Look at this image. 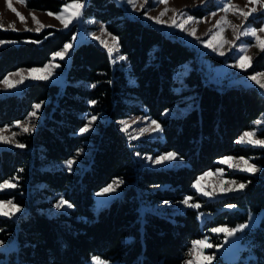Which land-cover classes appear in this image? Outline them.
Returning <instances> with one entry per match:
<instances>
[{"label":"trees","instance_id":"16d2710c","mask_svg":"<svg viewBox=\"0 0 264 264\" xmlns=\"http://www.w3.org/2000/svg\"><path fill=\"white\" fill-rule=\"evenodd\" d=\"M68 1L27 0V6L58 12ZM84 17L104 23L119 38L123 62L115 64L100 44L83 42L72 51L63 85L39 80L22 94L0 97V128L26 119L36 104H42L44 114L37 130L21 137L25 147L0 149V184L16 181L15 188L0 191V199L26 209L15 219L0 218V237L11 232L16 242L15 248L0 252V264H87L93 256L114 264H184L193 240L209 228L236 226L250 213L264 212V148L238 141L264 118V95L255 87L206 82L193 67L191 46L130 16L117 0H89ZM75 32L76 27L38 33L0 29V40L10 42L0 50V81L19 68L44 66ZM187 63L192 68L179 80ZM263 70L264 52L250 72ZM175 105L191 108L182 115H164ZM140 114L157 119L162 135L136 146L120 120ZM90 115L105 120L98 121L96 131L81 133ZM259 134L264 137V124ZM84 147L90 155L69 170L64 163ZM168 152L184 165L150 168L143 163V154ZM228 155H255L260 171L238 174L245 184L241 192L205 201L193 184ZM116 178L124 181L123 195L96 213L95 192ZM187 196L212 213L204 224L197 209L173 208ZM61 198L72 209L47 213ZM244 240L248 246L238 261L214 264H264V214L260 225L246 230Z\"/></svg>","mask_w":264,"mask_h":264},{"label":"rangeland","instance_id":"374dc122","mask_svg":"<svg viewBox=\"0 0 264 264\" xmlns=\"http://www.w3.org/2000/svg\"><path fill=\"white\" fill-rule=\"evenodd\" d=\"M89 0H83V8L82 14L73 19L67 27H64L60 20L56 18L55 15H48L49 12L58 13L47 10L33 9L27 6V0H0V29L8 30V31H16V32H41L47 28H56L59 30H68L73 27H76V32L73 35L71 41L67 44H70L71 47L68 49L67 53L61 57H56L54 60H51L45 64L48 65L51 63L52 67L50 69L45 70L44 72L33 73L32 75H45L47 74L49 78L47 81L49 83H58L63 85L65 82V73L66 67L68 66L71 54L73 49L78 46L80 43L87 41H94L104 48V43L101 41H105L111 47L113 46V37L112 33H110L104 23L99 22L92 18L84 17V8ZM120 4L123 5L126 12L130 16H135L142 19L145 22L151 23L161 29H163L168 34L176 35L179 39L184 41L186 44L191 46L196 52L195 58V67L198 69L206 82L213 83L217 86H245V87H255L258 91L264 95V88H262L255 81L249 79V77L257 74L264 73L263 71L251 73L250 69L253 66V61L258 54L263 53L259 47L256 46V39L250 33L252 30H256L257 34L261 37H264V0H261V3H253L251 0H167V3L162 2V0H117ZM72 3V0H69L66 4ZM11 5L9 7L8 5ZM237 5L239 9H242L245 12H249L250 15L245 18L243 15L238 14V9L233 8L232 10L225 11L224 5ZM65 5V4H64ZM165 8H168L167 11L161 19L166 21V23H158L153 17H157L161 12L164 11ZM255 8L256 11L252 12L251 9ZM14 9V10H13ZM173 9L175 11H173ZM202 10L203 14L200 15L198 12ZM33 15L39 21V24L33 20ZM20 16L24 17L22 21ZM188 16L194 18L192 22H188L184 25V28L187 30H182L181 28L175 27L172 24L173 19L176 20L177 23H182L187 19ZM223 18L230 23L225 22ZM261 20L260 26L258 25V21ZM44 25L40 31H35L37 27L40 25ZM14 25V30L13 26ZM51 27H48V26ZM233 25L236 26L233 28ZM31 29V30H29ZM195 29V35H191V30ZM211 30V31H210ZM248 33V34H245ZM213 34H217V39L212 40ZM227 39L228 41H232V43H220V37ZM239 37V38H237ZM99 38V39H97ZM3 43H0V50L2 47L6 46L10 42L5 40ZM206 41L213 43L214 47H208L205 43ZM64 48V47H63ZM108 50V48H106ZM63 49L57 51L61 52ZM109 52V51H108ZM221 52L223 53L221 55ZM246 53L247 56L251 57V66L246 69H241L237 67V61L240 55H244ZM112 56L113 62L120 63L125 60L120 59V57H124L120 52L119 43L114 47V51L110 54ZM53 57V56H52ZM247 62V61H245ZM44 66H36V67H23L19 68L11 73H9L6 77H9L13 82V87H8L3 83L4 79L0 81V97L8 94H22L26 87L35 81H39L42 79H32L29 75L28 70L32 68L43 69ZM56 65H59L58 67ZM192 68V63H187L183 66V69L178 73L177 78L179 80H183L184 76L189 73ZM20 70H23L22 75L27 77L23 79L21 83H15L16 81L21 80V75H13L18 73ZM262 82H264V76L261 77ZM39 109L34 108L32 112H35V116H31L30 114L26 119L20 120V124L31 128V131L25 132L16 122L4 126L0 129H3L2 135L5 137L12 138L11 143H6L0 140V149L1 148H21L18 147V144L22 143V136H26L30 133H33L40 126L41 122L44 119V114L42 110V104ZM191 106L184 107L181 105H175L173 108L165 111L164 115H182L188 110H190ZM31 112V113H32ZM92 116H96L97 119L91 123L90 129L84 133H91L96 131L98 121H104L105 117L102 115H90L88 117V121ZM157 121L146 114L140 115H132L129 117H125L120 120V124L122 129L126 132L127 136L131 140L136 141V146L142 144L141 140L143 139H156L162 135V131L153 130L155 125L151 122ZM257 121L260 123H256L255 126L246 132L254 131L256 133L255 139H264V137L260 136L259 132L263 128L264 118L261 116ZM126 122V123H125ZM161 126V124H160ZM162 128V126H161ZM141 130H144L143 132ZM13 133L15 136L13 137ZM239 141V140H238ZM242 145H250L257 148H264V146L249 144L247 142L241 143ZM90 150L86 147L81 148L77 157L71 159L74 163L71 165V169L74 168L75 165L82 166V160L90 155ZM169 153V152H168ZM174 153V152H173ZM163 154L154 155L152 153H147L141 155L143 158V163L145 166L150 168H161V167H179L184 165V161L179 159L177 156L175 159L163 161L160 164H156L155 160L158 156H162ZM226 157L234 158L230 163H223L222 161ZM240 157H243L245 160L249 162V164L255 165V171H246L244 168L246 167ZM256 156H237V155H228L218 160V166L214 169H210L203 174H201L197 180L193 184V189L196 191L197 196L204 199L205 201H214L218 200L226 195L235 194L241 192L243 189H239V184L243 183L240 178H238V174L247 173V174H256L260 171V168L257 167L255 163ZM230 164L237 165L236 167L230 166ZM66 167L68 165L66 162L64 163ZM69 168V167H68ZM219 170V171H218ZM10 181L16 187L15 180H7ZM113 181H123L121 178H116ZM235 182V183H230ZM4 183V182H3ZM2 183V184H3ZM199 183L200 189L203 191L211 192L212 195H204L202 191L198 190L195 185ZM111 182L109 185H112ZM122 183L117 185H113L114 190L105 192L103 191L109 185L105 186L101 190L95 192V200H94V211L98 213L102 208L108 206L110 202L120 196L123 195ZM245 185V184H244ZM15 187H5L0 189V191H7ZM228 189H232L229 191ZM191 197V196H187ZM186 197V198H187ZM190 203H198L200 207L202 206V201L194 200L191 197ZM63 198L54 201L53 206L47 211L49 214H57L59 212H68L72 209V207H68L64 205L62 207H57V204H60ZM0 201H9L0 199ZM12 201V200H10ZM13 202V201H12ZM14 205H18L13 202ZM71 204V203H69ZM19 206V211H15L12 208L7 209L10 212V215H2L0 214V218H17L21 213L26 211L25 208ZM199 207V208H200ZM173 208L178 211H184L186 208H193L185 205L183 200L177 202ZM199 208H195L198 210V217L202 224L212 216L211 212H205ZM232 208V207H229ZM264 212H253L250 213L249 219L241 224L236 226H228V225H217L208 229L205 236L201 238H197L193 241L204 240L207 239L208 243L213 245V247L203 249L204 255H212L214 258L210 261V264H214L217 260H231L238 261L240 258L241 252L244 248L248 246V242L244 240L245 232L247 229L260 225ZM240 225H246L242 230L237 231L232 236H227L224 232H213L211 231L213 228L218 227H227L238 228ZM4 231V229L0 228V232ZM0 241H3L0 244V252H8L12 248H15L16 242L12 238L11 232H3L2 237H0ZM192 245L190 247V250ZM189 250V253H190ZM94 257L100 258V260L106 262V264H114L113 261L101 258L99 256H93L87 262V264H96V261L93 259ZM194 256H188L185 263L189 259H194Z\"/></svg>","mask_w":264,"mask_h":264},{"label":"snow or ice","instance_id":"6c2138e0","mask_svg":"<svg viewBox=\"0 0 264 264\" xmlns=\"http://www.w3.org/2000/svg\"><path fill=\"white\" fill-rule=\"evenodd\" d=\"M162 2L167 3V0H162ZM251 2H253V3H261V0H251ZM8 6L11 7L10 4ZM83 6H84L83 5V0H72V3L65 4L63 9L60 12H58V13L49 12L48 15H55L56 18L58 20H60L61 24L64 27H67L68 24L73 19L79 17L82 14ZM233 8L238 9V14L243 15L245 18H247V16L250 15L249 12H245L242 9H239V6H237V5H228V4L224 5V10L225 11L232 10ZM167 11H169V9L165 8L164 11L161 12L159 16L153 17V19H155L156 22H158V23H166V21L162 20L161 17ZM173 11H175V10L173 9ZM251 11L255 12L256 9L253 8V9H251ZM20 19L23 21L24 17L20 16ZM223 19L225 20V22L230 23V22H228L226 20V18H223ZM33 20L36 21L37 24H39V21L36 19V17L34 15H33ZM193 20H194L193 17L188 16L187 19L185 21H183L182 23H177L176 20L173 19L172 24L175 27L181 28L182 30H187V29L184 28V25L187 24L188 22H192ZM0 26H2V25H0ZM12 27H13V30H14V25ZM42 27H44V25L41 24L39 27H37L35 29V31H40ZM48 27H51V26L49 25ZM235 27L236 26L233 25V28H235ZM29 30H31V29H29ZM261 31H264V29H261ZM245 34H248V33H245ZM250 34L255 37L256 46L259 47L262 51H264V37L259 36L257 34L256 30H252ZM191 35H193V36L195 35V29L191 30ZM237 38H239V37H237ZM97 39H99V38H97ZM216 39H217V34H213L212 40H216ZM112 40H113V46H111V47L108 45L107 42L101 41V43H104L105 47L108 48V51H109L110 54L114 51V47L116 45H118L119 38L118 37H113ZM0 43H3V41H0ZM205 43L207 44L208 47H214L213 43H211V42L206 41ZM220 43L221 44L232 43V41H228L227 39H224L221 36L220 37ZM70 47H71L70 44H65L64 48H63V51L56 52V53L53 54V57H52L53 60L56 57L63 58V56L67 53V51H68V49ZM222 54L223 53L221 52V55ZM120 59H124V57H120ZM251 59L252 58L247 56L246 53L244 55H240L239 58H238L236 66L240 67L241 69H246L247 67L251 66ZM245 61H247V62H245ZM56 66L58 67L59 65H56ZM51 67H52V65L50 63L48 65H45V67L43 69L32 68V69H29L28 72H29V75L31 76L32 79L47 80L49 78V76L47 74L39 75V76L32 75V74L33 73H37V72H44L45 70L50 69ZM22 73H23V70H20L18 73L13 74V75H21V80L16 81L15 83H21L23 81V79L27 78V77H24L22 75ZM262 76H264V73H257L255 75L249 77V79L255 81L262 88H264V82H262V80H261ZM3 83L5 85H7L8 87H13L14 86L13 82L10 80L9 77H5ZM92 103H95V101H93ZM34 107L36 109H39L41 107V105L40 104H36ZM35 115H36L35 112L30 113V117L31 116H35ZM96 119H97L96 116H92L91 119L88 121V123L85 124V126L80 129V132L84 133V132L89 131L91 123L93 121H95ZM16 123L18 125H20L21 128L23 129V131H25V132H28V131L32 130L31 128H29L27 126H24V125L20 124L19 121H17ZM151 123L153 125H155V128L153 130L162 131V128H161L160 124L157 121H152ZM256 123H260V121H256ZM141 131L143 132L144 130H141ZM2 132H3V129H0V140L4 141L6 143L13 142L12 138L3 136ZM14 136H15V133H13V137ZM255 136H256V133L254 131L245 132L239 138V142H241V143L247 142L249 144H255V145L264 146V139H255ZM17 146L21 147V148L25 147V145H23V144H18ZM175 157H176V153L169 152V153H166V154H164L162 156H158L156 158V160H155V163L156 164H160L163 161L175 159ZM233 159L234 158H232V157H226L222 162L223 163H230ZM240 160L246 166L244 168V170L249 171V172L256 170L255 165L249 164V162L247 160H245L243 157H240ZM73 163H74V161L71 160V159L66 161V164L68 165L69 170H71V165ZM230 166L236 167L237 165L230 164ZM122 182L123 181H113V184L109 185L103 191L108 192V191L114 190L113 185H117L118 186V184L122 183ZM230 183H235V182H230ZM5 187H15V185L12 184L10 181H5L3 184H0V189H3ZM195 187H197L198 190L202 191L204 195H212L213 194L211 192L203 191V189H200L199 183H197V185H195ZM238 187H239V189H243L245 187V185L243 183H241V184H239ZM228 190L231 191L232 189H228ZM191 199H192L191 197H187V198H185L183 200V203L185 205H188L189 207L199 208L200 205L198 203H195V204L190 203ZM64 205H67L68 207H72V205L69 204V202L66 201V200H62L60 204H57V207H62ZM229 207H232V206L229 205ZM9 208L14 209L15 211H19V206L18 205H14L12 201H10V200L9 201H0V214L5 215V216L10 215V212L7 210ZM244 227H246V225H240L238 228H231V229L222 226V227H218V228H213L211 231H213V232H224L227 236H232L237 231L242 230ZM2 243H3V241H0V244H2ZM210 247H213V245L208 243L207 239L193 241L192 242V248H191L189 254H190V256H194L195 258L194 259H189L186 262V264H210V261L214 257L212 255H204V253H203V249L210 248ZM93 259L96 261V264H106V262L100 260V258H98V257H94Z\"/></svg>","mask_w":264,"mask_h":264}]
</instances>
